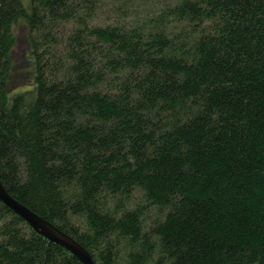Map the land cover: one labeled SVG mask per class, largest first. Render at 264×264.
Segmentation results:
<instances>
[{
	"label": "trees",
	"instance_id": "1",
	"mask_svg": "<svg viewBox=\"0 0 264 264\" xmlns=\"http://www.w3.org/2000/svg\"><path fill=\"white\" fill-rule=\"evenodd\" d=\"M0 183L94 264H264V0H0ZM0 264L82 262L0 201Z\"/></svg>",
	"mask_w": 264,
	"mask_h": 264
},
{
	"label": "water",
	"instance_id": "2",
	"mask_svg": "<svg viewBox=\"0 0 264 264\" xmlns=\"http://www.w3.org/2000/svg\"><path fill=\"white\" fill-rule=\"evenodd\" d=\"M0 201L21 217L37 234L75 255L82 264H94L90 255L71 237L10 196L0 183Z\"/></svg>",
	"mask_w": 264,
	"mask_h": 264
},
{
	"label": "rangeland",
	"instance_id": "3",
	"mask_svg": "<svg viewBox=\"0 0 264 264\" xmlns=\"http://www.w3.org/2000/svg\"><path fill=\"white\" fill-rule=\"evenodd\" d=\"M23 4L27 10L30 9V0H23ZM21 28H22V30H24L23 26H21ZM21 35H22L23 40H24V37H25L24 31H23V34H21ZM24 45H25V43L19 44L18 49H17L16 53L14 54V59H15L16 65L21 64L22 58L24 59L23 70L26 74H28V81L25 83V86H28L27 90L29 91V90H32L35 88V79H34L35 78V66H34V61H33V55L30 54L29 50L26 49V47ZM21 53L24 54L23 57H22ZM16 91L21 92V91H23V89L19 88Z\"/></svg>",
	"mask_w": 264,
	"mask_h": 264
}]
</instances>
